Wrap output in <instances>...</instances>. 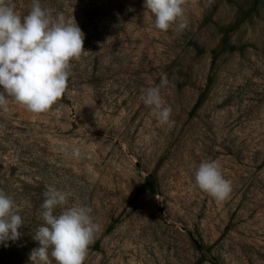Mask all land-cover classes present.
Segmentation results:
<instances>
[{
	"label": "rangeland",
	"instance_id": "1",
	"mask_svg": "<svg viewBox=\"0 0 264 264\" xmlns=\"http://www.w3.org/2000/svg\"><path fill=\"white\" fill-rule=\"evenodd\" d=\"M30 1L6 3L23 17ZM40 4L76 20L85 51L49 112L0 109V190L24 221L0 264H31L49 187L93 209L85 264H264V0H185L186 27L167 31L145 0ZM156 86L171 127L143 102ZM204 161L232 182L227 199L196 185Z\"/></svg>",
	"mask_w": 264,
	"mask_h": 264
},
{
	"label": "clouds",
	"instance_id": "2",
	"mask_svg": "<svg viewBox=\"0 0 264 264\" xmlns=\"http://www.w3.org/2000/svg\"><path fill=\"white\" fill-rule=\"evenodd\" d=\"M185 0H145V8L155 16V27L167 31L183 20ZM85 34L76 20L66 19L58 13L42 8L33 0L31 10L23 17L14 5L0 0V109L9 111L6 97L36 114L49 112L62 98L71 75L70 62L84 53ZM162 77L161 85H166ZM151 106L161 125L171 127L172 109L166 106L159 86L149 87L142 97ZM61 150L67 152L68 146ZM71 154L80 158L81 149L72 147ZM195 183L218 201L227 199L232 182L226 179L215 161L202 162L195 172ZM72 193L49 187L41 205L43 223L36 229L33 239L39 246L29 254L31 264H85L89 246L93 243L100 225L92 218L90 206H68ZM159 199V197H158ZM61 211L57 213V209ZM21 206L4 190H0V243L21 237L24 225L19 214Z\"/></svg>",
	"mask_w": 264,
	"mask_h": 264
},
{
	"label": "trees",
	"instance_id": "3",
	"mask_svg": "<svg viewBox=\"0 0 264 264\" xmlns=\"http://www.w3.org/2000/svg\"><path fill=\"white\" fill-rule=\"evenodd\" d=\"M31 2V3H30ZM29 3L30 5H32V2L33 0H31ZM39 2H41V0H39ZM147 184L148 186L151 188V189H156V186H155V180L152 178V177H149L148 181H147ZM118 220H114L113 223H111L107 229V231H110L112 230L114 227H115V224Z\"/></svg>",
	"mask_w": 264,
	"mask_h": 264
}]
</instances>
